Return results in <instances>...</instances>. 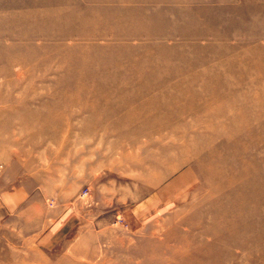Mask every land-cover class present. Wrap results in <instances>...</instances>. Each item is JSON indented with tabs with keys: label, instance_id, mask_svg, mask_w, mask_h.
<instances>
[{
	"label": "rangeland",
	"instance_id": "374dc122",
	"mask_svg": "<svg viewBox=\"0 0 264 264\" xmlns=\"http://www.w3.org/2000/svg\"><path fill=\"white\" fill-rule=\"evenodd\" d=\"M72 1L3 6L0 122L85 210L0 264H264V0Z\"/></svg>",
	"mask_w": 264,
	"mask_h": 264
},
{
	"label": "crops",
	"instance_id": "0c3cea01",
	"mask_svg": "<svg viewBox=\"0 0 264 264\" xmlns=\"http://www.w3.org/2000/svg\"><path fill=\"white\" fill-rule=\"evenodd\" d=\"M75 4L72 0H0V14L5 4ZM2 23V16L0 24ZM2 25L0 26V29ZM1 36V35H0ZM13 117L6 116L0 122V225L14 227L18 224L22 234L40 246L41 250H58L67 246L79 226L81 214L85 207L81 201L56 199L55 205H46V198L53 196L52 192L43 189L44 180L72 181L84 179L83 176H43L30 165L27 157L14 151L16 143L12 136ZM189 176L188 171L182 173L173 185L182 183ZM179 181V182H178ZM178 182V183H177ZM59 190V189H58ZM56 191V197L64 196ZM88 212V211H87ZM43 248V249H42Z\"/></svg>",
	"mask_w": 264,
	"mask_h": 264
},
{
	"label": "built area",
	"instance_id": "2783aa9c",
	"mask_svg": "<svg viewBox=\"0 0 264 264\" xmlns=\"http://www.w3.org/2000/svg\"><path fill=\"white\" fill-rule=\"evenodd\" d=\"M2 168V165H0V169ZM88 193V191H84V195H86Z\"/></svg>",
	"mask_w": 264,
	"mask_h": 264
}]
</instances>
